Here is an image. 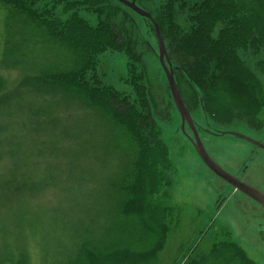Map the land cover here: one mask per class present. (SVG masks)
<instances>
[{"label":"rangeland","instance_id":"1","mask_svg":"<svg viewBox=\"0 0 264 264\" xmlns=\"http://www.w3.org/2000/svg\"><path fill=\"white\" fill-rule=\"evenodd\" d=\"M166 1L135 2L156 19L157 9ZM67 2L70 0H42L39 9L51 19L66 21L74 13L65 11ZM111 3L134 20L141 61L132 65L123 54L108 51L97 58L88 78H97L102 86L128 97L138 111H142L141 102L133 86L145 89L147 113L159 129V144L168 157V165L158 171L162 179L158 196L183 208L181 222L169 233L158 264H185L196 251L208 249L214 232L220 229L255 264H264V208L214 175L200 160L190 142V129L185 125L181 131L180 116L158 61L151 22L115 0ZM76 11L95 25L94 16L84 7ZM1 18L0 14V33ZM219 30L220 26L214 37ZM162 40L169 57V42ZM27 49L15 50L10 63L16 60L18 67L1 66L0 56V264H15L21 257L27 264H65L77 254L84 234L105 239L112 221L108 214L113 203L110 184L119 180L116 172L124 154L105 149L112 133L94 115L83 116L77 104L40 98L17 87L41 57L37 50ZM239 56L253 67L251 55L239 52ZM172 73L176 84L173 66ZM258 78L264 84V76ZM176 87L211 160L263 191L264 114L260 117L263 126L257 130L239 120L218 124L200 105L189 108ZM236 135L250 138L260 147ZM243 167L245 174H239Z\"/></svg>","mask_w":264,"mask_h":264},{"label":"trees","instance_id":"2","mask_svg":"<svg viewBox=\"0 0 264 264\" xmlns=\"http://www.w3.org/2000/svg\"><path fill=\"white\" fill-rule=\"evenodd\" d=\"M111 1L70 0L65 11L74 13L61 21L40 11L42 0H0L1 66L18 67L10 60L20 47L37 50L41 57L35 70L17 87L40 98L77 104L83 116L94 115L112 133L105 149L124 154L116 172L119 180L110 184L112 221L105 239L84 234L77 254L65 264H158L183 208L158 196V171L168 165V157L147 113L145 89L133 86L141 102L138 111L128 97L88 78L97 58L108 51L123 54L132 65L141 61L136 24ZM80 7L94 16L95 25L78 14ZM155 14L160 35L169 42L184 103L192 110L200 105L218 124L239 120L262 128L264 84L258 75L264 76V0H167ZM239 52L253 57V67ZM213 238L206 252L196 251L185 264H255L229 241L228 232L217 230ZM15 264L27 262L21 257Z\"/></svg>","mask_w":264,"mask_h":264},{"label":"water","instance_id":"3","mask_svg":"<svg viewBox=\"0 0 264 264\" xmlns=\"http://www.w3.org/2000/svg\"><path fill=\"white\" fill-rule=\"evenodd\" d=\"M117 3L123 5L124 7L128 8L132 12H134L139 17L149 20L153 26L155 37L157 40V49H158V61L160 64V67L165 75L167 84L170 89V94L172 97V101L174 103V106L176 110L178 111V114L180 116L181 121V131L184 132V126L187 125L190 129L193 140L190 139V142L192 144V147L194 148L196 154L200 158V160L203 162V164L208 168L209 171H211L214 175L219 177L220 179L224 180L228 184L232 185L234 188H236L239 192L247 196L248 198L252 199L254 202L259 204L262 208H264V194L259 192L256 188L249 186L243 182H240L238 179H235L231 175H229L226 171L221 169L217 164H215L211 158L207 155L206 151L203 148L202 143L200 142V139L198 137L196 127L194 126L193 120L189 114V112L186 110L180 93L176 87L173 73H172V63L167 55L166 48L164 45V42L162 40V37L159 33V29L152 18V16L147 13L146 11L142 10L136 5V0H115ZM244 139H247L244 136H241ZM252 144L259 146L260 145L255 141H250Z\"/></svg>","mask_w":264,"mask_h":264},{"label":"flooded vegetation","instance_id":"4","mask_svg":"<svg viewBox=\"0 0 264 264\" xmlns=\"http://www.w3.org/2000/svg\"><path fill=\"white\" fill-rule=\"evenodd\" d=\"M211 133V132H210ZM213 136H224V135H227V134H216V133H211ZM231 135V134H230ZM233 136V135H232ZM235 137H237V138H239V140H243L244 142H247V143H249V144H251L252 146H256V145H254V144H252V142H250V141H253V140H251L250 138H247V139H244V138H242L241 136H238V135H236ZM246 169L243 167V169L239 172V174H245V171ZM228 173V172H227ZM229 175H231L232 177H234L235 179H238L240 182H243V183H245V184H247V185H249V183H247V181H245V180H243V181H241L239 178H237V177H235L234 175H232V174H230V173H228ZM227 183V182H226ZM228 184V183H227ZM249 186H252V187H254L255 188V186H253V185H249ZM257 189V188H256ZM259 192H261L262 194H264V190L263 191H261L260 189H257ZM220 206V205H219ZM255 263V262H254Z\"/></svg>","mask_w":264,"mask_h":264},{"label":"bare ground","instance_id":"5","mask_svg":"<svg viewBox=\"0 0 264 264\" xmlns=\"http://www.w3.org/2000/svg\"><path fill=\"white\" fill-rule=\"evenodd\" d=\"M215 254V253H214ZM141 261V260H140Z\"/></svg>","mask_w":264,"mask_h":264}]
</instances>
